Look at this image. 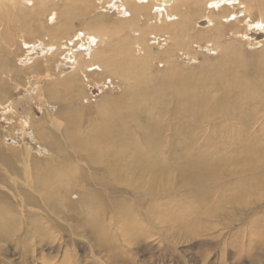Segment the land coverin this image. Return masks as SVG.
I'll return each mask as SVG.
<instances>
[{
  "label": "bare ground",
  "instance_id": "bare-ground-1",
  "mask_svg": "<svg viewBox=\"0 0 264 264\" xmlns=\"http://www.w3.org/2000/svg\"><path fill=\"white\" fill-rule=\"evenodd\" d=\"M32 1L38 2V0H0V26H5L6 28L8 24L10 25V28L4 29V35L0 33V37L6 41L5 44H12L13 33L15 34V32L19 31L16 29H20L17 24L20 23L23 15L15 10L26 11L28 9V2ZM71 1L74 3L76 0ZM87 1L90 2V0ZM39 2H41L42 5L40 12L42 11V14H45L48 6L45 5L42 0ZM79 2L82 3L81 1ZM106 3L110 8L117 10L119 15L122 16L121 20H123V22L120 29H123V31L120 32L127 33V36L119 38L116 44L111 41L109 33L90 34L86 30L84 32L77 31L78 33L71 38L62 39L64 41L59 39V41L57 40V44H48L45 41L29 42L27 40H21V42L20 38H18L21 43V48H25L27 53L32 54L36 51L41 54L39 57L41 58L40 61L37 60L31 65L27 63L28 61L25 63V66H29V70L32 73L43 74L46 72L44 69L50 71V66L45 64L46 61L56 60L59 57L61 58V63L57 65L56 68H64L65 71L63 72V76L68 78L64 80L66 83H74L77 78L82 84L86 82L87 77L82 80L78 78V75L86 76L87 73L94 71L93 73L97 76L110 77L112 82L117 79L120 81L121 79L123 81V84H121L122 86L124 84H134L133 88L130 86V90H128L129 87L127 86V92L125 91L123 97L120 96L121 98L119 99L114 100L109 97L103 99L101 101V106L97 107L93 117L91 116L89 120L85 118V113L80 114V110L77 113H71L72 111L70 112V110H68V112L66 111L67 115L62 116V123H59V121L54 122L55 118L54 115H52V110L50 111L45 108V110H42V118L35 121V116L31 107L35 98L44 101L45 94L40 91V86L35 87L34 83L32 84L31 82L27 83L29 86L31 85L30 89H32V91H29L26 102H17L16 104L13 102L14 104L11 107L6 108L8 110L2 111H8L9 114H13L14 106H23V113L26 115L25 129L29 131V136L31 138L35 136L36 139L42 138V146L46 145L49 149L48 151L52 154L62 155L65 154L63 149L58 147L55 148L54 145L45 143L48 139L47 136L41 135L38 137V134L41 133L39 128L42 129L48 122H54L53 125L55 126V130L53 134L63 135L71 148L72 154L69 152V156L66 157V159L73 160L75 158L89 174V176H81L82 178L79 176L80 178L78 177L77 181L71 180L70 177L64 175L65 173L63 174L64 177L61 178L60 175L62 173L59 174L58 169H53V167H57L53 166V162L49 158L46 167L53 170L52 172L50 171L51 175H54L53 178L55 179L58 176L61 179H70L74 183L70 185L64 184L62 181L63 184L61 186H64V188H61V192L58 190V193L55 194H51L49 191L50 187H48L53 181L51 180L52 176L49 175L43 179L40 177L42 173L37 172L38 167L41 165V161L37 158H33L32 164L25 161L23 162L25 169L28 170L27 177H31L34 180V184H24L19 181L18 184L14 186L16 183L15 176L9 177V187H7L6 191L11 194V198L17 205L11 200L0 201V217L6 219L4 221H8L7 219L10 218L14 219L15 222L10 224L1 223L0 242L6 244L9 240V234L17 231L19 224L15 220L17 218L15 214L17 213L18 207L21 208L22 215L27 213V220H33V222L28 221L29 224H32V227L34 226L35 229H37V236H35L34 232L28 227L24 235L17 232L15 244L12 248H14L15 252L18 250V254H20L19 259L29 257L31 252L30 247L35 245L34 240L38 239V235L40 246L46 243L45 232L47 228L42 226V222L40 223L39 219H37L40 215H43L42 218H45L44 220L47 221L46 223H51V226L59 227L60 224L63 223L59 220L62 218L61 211L63 209L65 210V208L76 210V208L79 207L78 209L81 208L83 212L89 214V212H91L90 210L102 204H106L110 208L113 205V207L117 208L119 204L125 202V200H120L119 198L123 199L128 196L130 198L137 197V199L144 198V200L141 199L140 202L135 200L136 204L139 202L140 205H145L147 201L155 203L157 199L160 200V196L164 191L170 190L169 187V189L163 188V182L167 180L168 183H171L173 176L170 173L172 171L182 172V175H184L183 177H185L186 185L191 188L189 196L205 199L199 201L207 203L209 198L212 197L213 191H216V186L212 185L214 182L211 184V181L216 178L217 172L223 167L226 166L225 169L227 168L231 171V165L236 164L242 166V164H245V167L250 165L249 168H252V174L264 172V148L259 149L255 147L251 140H258L256 138H251L254 134L251 135V133L248 135V130L252 132L250 127L253 128V124L257 123L255 122L256 119L258 120L257 116L260 113H264V88H258L261 81L264 84V76L262 78L260 76H254L253 78L251 75L247 77L249 73L240 71L241 65L237 66V64L234 63L231 68L237 71L238 77L243 75L240 85L233 86L236 82L235 75H233L234 77L230 75L228 79L222 77L221 80H219L217 78L212 82V94L211 97H208L206 102H202V98H199L200 94L196 92L191 93L184 100L185 103L182 102L183 105L180 109L173 108L174 106H171L173 109H165V107H163L165 96H171L169 103L177 104V102L180 103V99H184V97H177L178 89L181 90L188 85H193V87L196 88V85H200V83L196 84V82L193 83L190 81V79H195V76L191 73H185L182 69H178L177 65L171 62V58L176 54V50L185 48L188 51V49L194 48L195 45H199L200 42H204L207 45H211V48L214 50L221 49L223 59H226V56H229L230 53L233 52H235V56H237V51L239 50L237 48L240 47H238L237 44H231L234 42H227V40L231 37H235L237 41H243V38L248 39L249 35L254 33L252 32L253 29L264 30V0H109ZM149 4L152 6L150 10L152 11L151 15L147 14L150 8L148 6ZM241 7L244 8L243 14L239 10ZM84 9L91 14L92 10L96 9V6L93 2H90ZM190 11L191 13L194 11L195 13H201L202 17L200 19L203 24L206 23L207 26H199L200 23H198V21L200 19H196V15L194 18L195 22L198 23L197 28L194 27V25L191 27L190 24H192V22L187 21ZM77 16L81 17V14L77 12L62 17L61 20L65 25L57 29L59 31L58 33H61L62 36H67L69 33V25H67V23L71 22V20ZM244 16L250 18L249 23H245L247 27L245 25L244 27L242 26L244 22L242 17ZM56 18L57 14L52 13L50 22H56ZM101 18L102 17H100V19ZM259 19L261 22L257 25L256 23ZM100 21L101 20L95 21L94 23L97 24ZM141 22L146 23L145 28H142ZM228 29H231L232 32L228 31ZM128 30H133V34H138V38L136 37L137 41L134 39V36H129ZM40 31L46 34L45 26L42 25V30ZM150 31H156L158 34L154 37V42L151 41V44L150 40H148L147 43L144 40L145 35ZM163 37H165L167 41L165 49H161L162 46L160 47L159 42ZM134 41H136L135 43L137 44L139 43V45L136 44L137 47H134ZM152 46L159 50L157 54L152 53V51H154L152 50ZM9 48L10 47H8V50ZM14 48L17 49V47L11 46L9 52L13 53L12 50ZM136 53L139 55L135 56ZM63 56L64 58H62ZM6 57H8L10 61L12 60L10 54ZM135 57H139V59ZM147 59L151 60L152 66L151 64L145 66ZM157 59H164V63L168 66L167 68H165V66L164 71L160 74L158 72L157 74L153 73L155 70V64L153 62ZM5 63L6 61L4 60L2 64L4 65ZM17 64L18 63H14V61L11 64L15 69L12 70V73H23L25 67H20ZM247 64L250 65L247 66V69L248 67L253 68L252 61ZM207 65L208 66H204L203 68L202 73L204 76L213 72L212 68L214 67L212 66L214 65ZM3 68L8 72L6 73L8 74V78L2 77V74H0V98L4 97L5 91L10 88L11 83L15 81L13 80L14 78L9 75L10 69L7 66H3ZM69 69H72L73 72L65 74ZM199 69H201V66ZM143 70H147V72H143ZM224 71L225 70H222V72ZM15 77L20 78L18 75H15ZM246 79L250 80L247 89L241 86L246 83ZM116 83L118 82L116 81ZM252 85L257 86L258 90L252 91ZM84 87L81 88L84 89ZM213 89L221 91L222 95L217 97L214 96V92L218 94V91L216 92ZM246 93L253 95L250 96ZM130 95H133L134 100H132L133 98L129 99ZM125 101L126 103L127 101L133 102L131 106L133 109H130L129 112H117V108L124 109V104H126ZM79 107H82V103H80ZM128 107L130 108V105ZM65 108H62L64 109L63 111L67 110ZM262 108L263 110H261ZM75 110L77 111V109ZM74 115L76 116L75 119L73 118ZM166 116H168V119H170V116H175L180 120L175 131L171 126L168 125V128H166L165 125L160 122L161 119H165ZM82 119L88 122L87 127L82 124ZM131 122L135 124V130L133 131L130 128ZM230 122H235L237 125L244 124L246 128L244 131H240L233 125H227ZM29 123H34L35 125L30 127ZM205 124L210 126L213 125L215 126L214 129H216L214 134L210 136V140L219 136L228 140V143L225 142L215 145V150L223 151L227 147H232L230 155L220 160H215L211 159V157L203 152L195 154L194 156L192 155L193 152H191L189 158L187 157L186 153L190 151V146L180 148L178 141H181L182 135L190 140L198 139V135L205 130ZM180 127L183 128V132L179 130ZM60 128L62 129V134L58 132ZM82 128H85V130ZM170 131L174 139L170 147H165L169 154L167 157H163L160 154L162 152L163 139L165 134ZM80 134L82 135L81 137ZM237 135L239 137H235ZM130 136L138 137V139L142 138L144 142L143 147L136 143L130 144L128 138ZM25 138L28 139L27 133ZM231 139H234V141L240 140L241 142L230 143L229 140ZM0 155L7 156V154L3 153L1 150ZM191 157L194 158L193 161L189 160ZM27 158H29V156H27ZM15 162L17 161L15 160ZM61 162L66 166H61L62 170L72 168L69 162L63 160L60 161L59 165L62 164ZM67 163H69V165ZM259 163H262L260 164L261 166H259ZM0 165L4 169L7 168L2 175L8 173V169H12L11 172H16L14 170L15 168L12 167L13 162L10 159H1ZM59 165L57 164V166ZM231 173L237 175L238 171L232 170ZM59 182L61 181L59 180ZM250 183L251 186L242 185L243 188L238 185L233 187L235 190L233 195L230 193L231 195L228 200H244L245 196L255 192L253 190L256 186L257 188L264 186V181L259 182L258 177L252 178ZM32 184L35 186V190L44 189L42 195H40L41 199L37 198L29 191L28 188ZM93 185L98 187L97 191H92V193L89 191V193L87 190H84L86 187ZM78 190H81V192L85 191L86 194L81 195L80 192H77ZM110 191L119 193L115 198H112L110 196ZM76 192L82 196L80 203H75L73 202L74 200L68 201L72 200L71 198ZM116 198L119 200H115ZM145 198H149V200ZM140 205L138 206L140 207ZM119 207H123V205ZM212 213L213 212L209 213V215ZM123 215L125 214L123 213ZM81 216L83 217V215ZM82 217L77 215L70 219L79 225L83 224L82 228L87 231L89 229L88 220ZM105 219L106 217L104 216V220ZM28 222H26V224ZM98 223H100V221H98ZM98 223L96 222L95 224L94 222L95 225L92 224L93 227L91 228L93 229V235L89 236V238H85L87 246H89L88 248L93 254L92 257L95 258V262L98 264H111L112 261H119V257L115 252L110 253V258L105 260L106 252L109 253V251L114 249L111 247L115 241L111 240L108 236L109 232L107 231L109 229L105 226L99 227ZM210 228L217 229L216 226ZM74 235L79 237L80 234H73V236ZM110 235H112V233Z\"/></svg>",
  "mask_w": 264,
  "mask_h": 264
},
{
  "label": "rangeland",
  "instance_id": "rangeland-1",
  "mask_svg": "<svg viewBox=\"0 0 264 264\" xmlns=\"http://www.w3.org/2000/svg\"><path fill=\"white\" fill-rule=\"evenodd\" d=\"M39 1L41 0H38V2H28V9L26 11L20 10L22 13L19 10H15L16 12L22 14L23 17L20 20V23L17 24L20 29L16 30L19 31L15 32V34L13 33L12 35V44H5L6 41L0 37V74H2V77L8 78V74H6L8 72H6L5 68H3V66H7L10 69L9 75L14 78L13 80H15L11 83V87L5 91L4 97L0 98V150L7 154V156L0 155V162L1 159L12 160V167L15 168L14 170L16 171L11 172L12 169H8V173L2 175L7 168L4 169L0 165V201L11 200L15 205L17 204L11 198V194L6 191L7 187H9V177H13V175L15 176L14 178H16V183L14 186L17 185L19 181L24 184H34V180L31 177H27L28 170L25 169L23 164L24 161L32 164L33 158L39 159L41 161V165L38 167L37 172L42 173L40 177L43 179L46 176H52L51 172L53 170H50L46 167L48 165L47 163L49 158L52 160L53 166L57 167H53V169H58L59 174L62 173L61 175L65 173L64 175L70 177L71 180L73 179L74 181H77L79 176H89L88 172L84 170L85 168L82 166V164L79 163V161H77L75 158L76 164L74 163V159H66V157L69 156L68 153H71V148L67 140L64 139L63 135L53 134V131L55 130V126L53 125L54 122L59 121V123H62V116H66L68 110H70V112L72 111L71 113H77L80 110V114L85 113V118L89 120L91 116L93 117L97 107L101 106V101L103 99H106L107 97L114 100L119 99L123 97L125 91L127 92L128 87V90H130V86L131 88L134 87V84H124L122 86L121 84H123V81L121 79L120 81L117 79L112 82L110 77H100L101 75L97 76L93 73L94 71L87 73L86 76L78 75V78H81L82 80L87 77V84L86 82L81 84V81L77 78L74 83L67 82V84L64 82V80L68 79L67 77L63 76V72L65 71L64 68H56L57 65L61 63V58L59 57L56 60L54 59L52 61H46L45 64L50 66V71L44 69L46 72L43 74L32 73L29 70V66H25V63L28 61L27 63L31 65L37 60L40 61L41 58L39 57L41 54L37 53L36 51L32 54L27 53L25 48H21V43L19 42L18 38H20V41H45L48 44H57V40L59 41V39L62 40L69 37L71 38L78 32H84L86 30L90 34L109 33L111 41L116 44L119 38L127 36L126 32H120L123 31V29H120V26L123 22V20H121L122 16L119 15L117 10L108 6L106 2L109 0H90V2H93V4L96 6V9H93L91 14H89L87 10L84 9L86 5L90 4V2L87 0H76L74 3H72L71 0H42L43 3L48 6L45 14H42V11L40 12L42 5ZM148 6L150 8L148 9L147 14L151 15L152 11L150 10L152 6L151 4ZM241 8L239 10L243 14L244 8ZM77 12L78 14H81V17L77 16L73 18L71 22L67 23V25H69L68 35L62 36L61 33L59 34L57 29L65 25L61 18L67 14H73ZM52 13L57 14L56 22L54 23L50 22V16ZM192 13L190 11L189 17L187 18V21L192 22V24H190L191 27L194 25V27L197 28L198 23H200L199 26L201 27L207 26V24H203L200 19L202 17L201 13H195V11ZM194 16H196V19H200L198 23L195 22ZM100 17L102 18L100 19ZM242 18L244 21L242 26L244 27L246 22L249 23L250 18L247 16ZM98 19L101 21L95 24L94 22L99 21ZM260 22L261 20L259 19L257 20L256 24L258 25ZM141 24L142 28L146 27V23L141 22ZM42 25L45 26L46 34L40 31L42 30ZM245 26L247 27V25ZM0 27V33L4 35V29L10 28V25L8 24L6 28L5 26ZM132 31L133 30H128L129 36H134V39L137 41L138 34H133ZM228 31L232 32L231 29H228ZM252 32L254 33L249 35V40L247 38H243V41H237L235 37H231L229 40H227V42L230 43L234 42L231 44H237L240 48H237L239 49L237 51V56H235V52H233L230 53L231 56H226V59H223L221 49L214 50L211 48V45H207L204 42H200L199 45H195L194 48L190 50L188 49V51L185 48L177 49L176 54L173 56L174 58H171V62L177 65L178 69H182L185 73H191L193 76H195V79H190V81L193 83L196 82V84L200 83V85H196V88H194L193 85H188L181 90L177 88V97H184V99H180V103L177 102V104L169 103L171 96H165L163 107H165V109H180L183 103H185L184 100L191 93L196 92L200 94L199 98H202V102H206L208 97H211L212 94V82L217 78L219 80H221L222 77L228 79L230 75H235L236 82L233 86L240 85L242 83L243 75L238 77L236 73L237 71L231 68L234 63L237 64V66L241 65L240 71L249 73L247 77H250L251 75L253 78L254 76H260L262 78L264 76V30L253 29ZM156 35H158L156 31H150L145 35V42L147 43V41L150 40L151 44L154 42L153 39ZM136 41H134V47L139 45V43H135ZM159 42L160 47L162 46L161 49H165L167 45L166 38L163 37ZM11 46L17 47V49L14 48L12 50L13 53L9 52ZM8 47H10L9 50ZM152 48V50H154L152 53L157 54L159 50L153 46ZM9 54L12 59L11 61L8 57H6ZM136 55L139 54L136 53L135 56ZM62 58H64V56ZM135 58L139 59V57ZM4 60L6 63L3 65L2 63ZM13 61L14 63L17 62L18 66L25 67L23 73H12V70H15L11 65ZM251 61L253 68L248 67L247 69V66H250L247 63ZM164 62V59H157L154 61L153 63L155 64V70L158 68L159 69L156 71L154 70L153 73H162L164 69L168 67ZM150 64L151 66L153 65L151 60L147 59L145 66H149ZM207 64L210 66L214 65L212 66L214 68H212L213 72H211V74L204 76L202 72L204 66H208ZM200 66L201 69H199ZM222 70L225 71L222 72ZM69 72H73L72 69L67 70L65 74H70ZM143 72H147V70H143ZM15 75H18L20 78H16ZM116 81L118 83H116ZM28 82H31L32 84L34 83L35 87L40 86V91H42V93L44 92L43 94H45V100L43 99L44 101L35 98L31 107L35 116V121L42 118V110H45V108L49 109L50 111L52 110V115H54L55 118L54 122H48L42 127V129L39 128L41 133L38 134V137L41 135L47 136L48 139L45 141V143H49L50 145L52 144L55 146V148L58 147L63 149L65 154H52L50 151H48L49 149L46 147V145L42 146L43 139L41 137V139H36L35 136H32L33 138L29 136V131L25 129L26 115L23 113V106H14L13 112L15 114H9L8 111L2 112L3 110H8L6 108L11 107L14 103L16 104L17 102H26L29 91H32V89H30L31 85L29 86L27 84ZM245 82L246 83L241 86H244V88L247 89L250 84V80L246 79ZM259 85L260 86L258 88H264L262 81ZM80 86L85 87L83 89ZM76 87L80 88V92L79 88ZM256 89L257 86L252 85V91ZM214 91H218V94L214 92V96L217 97L222 95L221 91ZM246 94L250 96L253 95L250 93ZM132 98L133 95H130L129 99ZM132 100H134V98ZM128 102L129 101L126 103L125 101L126 104H124V109L117 108L116 111H119L120 113L125 111L129 112L130 109H133V107H131L133 102L130 101L129 104ZM80 103H82V107H79ZM127 105H130V108ZM171 106L174 107L172 108ZM62 108L67 110L63 111L64 109ZM75 109H77V111ZM261 110H263V108ZM73 118L75 119L76 116L74 115ZM166 118H162L160 122H162L166 128H168V125L171 126L175 131L180 120L175 116H170V119H168V116H166ZM257 118L258 120H255L257 123L253 124V128L250 127L252 132L248 130V135L251 133V135L254 134V136L251 138H256L258 141H252V139V144L259 149H263L264 113H260ZM81 122H83L82 124L87 127V121L82 119ZM34 125V123H29L30 127ZM134 125L135 124L133 122L130 123V128L132 131L135 130ZM227 125H233L240 131H244L246 128L244 124L237 125L235 122H230ZM204 127L205 130L198 135V139L190 140L182 135L181 141H178L180 148L190 146V151L186 153L187 157L189 158L191 152H193V156L203 152L211 157V159L215 160H220L221 158L230 155L232 147H227L223 151L215 150V145L225 142L228 143V140L222 136L215 137L214 139L210 140V136L213 135L214 131L216 130L214 129L215 126L205 124ZM82 129L85 130V128ZM179 130L183 132L182 127H180ZM58 132L62 134V129H58ZM26 133L28 139L25 138ZM81 134L80 137L82 136ZM235 137L239 136L237 135ZM128 138L130 144L136 143L143 147L144 142L142 138L138 139V137L131 136ZM173 139L174 138L171 131L165 134L163 139V147L161 149L162 152L160 153L161 156L167 157L169 152L167 153V149H165V147H170ZM239 141L240 140L234 141V139L229 140L230 143H238ZM27 156H29V158H27ZM15 160L17 162H15ZM63 160L69 162L72 168L62 170L63 166L66 167L62 162V164L59 165L60 161ZM189 160L193 161L194 158L191 157ZM69 163L67 164L69 165ZM57 164L59 166H57ZM260 164L262 163H259V166H261ZM249 166L250 165H247V167H245V164H242V166L236 164L231 165V171H238L237 175L232 174L227 168L225 169L226 166L220 171L218 170L219 172H217L216 178L211 181V184L214 182L212 185L216 186V191H213V194L211 195L212 197L209 198L207 203H202L199 201L205 199H198L194 198V196H189L191 188L186 185L185 177H183L184 175H182V172L172 171L170 173L173 176L171 183H168L167 180L163 182V188L169 187L170 190H166V192L164 191L160 196V200L157 199V202L155 203L147 201L145 205H140V200H144V198L137 199V197L130 198L128 196L123 199L119 198L120 200H125L124 203H121L123 207H119L122 206L119 204V208H115L113 205L110 208L106 204L101 203L102 205L90 210L91 212H89V214L83 212L81 208L78 209L79 207L76 208V210H69L68 208H65V210H60L62 218L59 220L63 223L60 224L59 227L51 226V223H46L47 221L44 220L45 218H42L43 215H40L37 217V219H39L40 223L42 222V226L47 228L45 232L46 243L40 246L38 235V239L34 240L35 245H32V248L30 247L31 252L29 257H23L22 259H19L20 254H18V250L15 252L14 248H12L15 244L18 234L17 232H19L21 235H24V232H26L25 230L28 227L34 232V235L37 236V229H35L34 226L32 227V224H29V222H33V220H27V213L22 215V210L20 207H18L17 213L15 214L17 217L15 220L19 224L17 231L15 233L9 234V240L6 244L0 242V264H98L95 262V258L92 257L93 254L91 253L90 249L88 248L89 246H87V242L85 241V238H89V236L93 235V229L91 228L93 227L92 224H94V222L96 224L98 221H100V223H98L99 227L105 226L110 230L107 231L109 232L108 236L111 240L115 241L111 247L114 249L109 251V253L106 252L105 260L110 258V253L115 252L119 257V261H112L111 264H264V186L260 188H257L256 186L253 190L255 192L251 195L245 196L244 200H228L230 195H233L235 190L233 187H236L237 185L239 187L241 186V188H243L242 185L251 186L250 181L255 177H258L259 182L264 181V172L252 174V168H249ZM61 175V178L64 177V175ZM53 177L54 175L51 179L53 181L48 185V187H50L49 191L51 194L58 193V190L61 192L60 189L64 188V186H61L63 183L70 185L74 184L70 179H61L58 176L54 179ZM58 179L61 182H59ZM32 185L28 188L29 191L37 198L41 199L40 195H42V191L44 189L35 190V186ZM84 190H87L88 192L91 191L92 193V191H97L98 187L93 185L86 187ZM77 192H80L81 195L86 194L85 191L81 192V190H78ZM77 192L71 198L72 200L68 201L74 200L73 202L80 203L82 196ZM118 193L119 192L113 193V191H110V196L115 198ZM119 199L116 198L115 200ZM145 199L149 200V198ZM135 200L139 202L136 204ZM138 205H140V207ZM208 212L213 213L209 215ZM123 213L125 215H123ZM77 215L80 217L83 215V217L88 220L89 229L87 231L82 228L83 224L79 225L70 219ZM104 216L106 217L105 220ZM4 220L6 219H2V217H0V226L2 224H10L15 222L14 219L11 218L7 219L8 221ZM26 222H28L27 224L29 225H27ZM212 226H216L217 229H214L215 227L210 228ZM111 233L112 235H110ZM73 234L80 235L79 237H76L75 235L73 236ZM104 237L107 238L106 236Z\"/></svg>",
  "mask_w": 264,
  "mask_h": 264
}]
</instances>
